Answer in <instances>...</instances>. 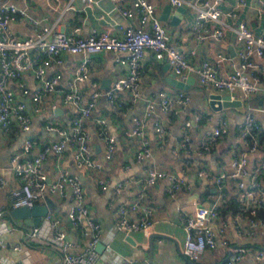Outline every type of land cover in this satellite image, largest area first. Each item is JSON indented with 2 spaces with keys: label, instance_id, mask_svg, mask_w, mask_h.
I'll use <instances>...</instances> for the list:
<instances>
[{
  "label": "built area",
  "instance_id": "built-area-1",
  "mask_svg": "<svg viewBox=\"0 0 264 264\" xmlns=\"http://www.w3.org/2000/svg\"><path fill=\"white\" fill-rule=\"evenodd\" d=\"M17 1L0 0V127L6 133L16 124L18 130L26 134L21 148L10 156L11 170L19 184L10 192L11 205L17 208L44 203L50 193L70 199L67 218L71 226L79 228L87 237L84 246L73 249V243L66 239L65 232L59 227V218L50 208L30 234L32 240L48 244L57 251L61 258L60 264H134L129 257L115 255L111 240L118 231L140 230L149 233L154 222V207L139 205L138 202L119 204L114 209L115 219L112 226L104 229L97 220L88 215L79 176L59 167L55 179L49 181L43 168L44 160L50 153L59 160L65 147L72 145L76 167H85L96 172L102 170V162L90 153L89 135L84 121L91 115L100 96L105 98L112 112L121 109L123 92L127 93L131 104L138 101L141 62L147 51L152 52L156 60H165L177 80L184 81L189 74H193L199 84L217 91H226L232 99L239 98L242 102H248L253 94L264 92L261 83L264 63L259 62L264 58V25L259 32H254L246 23H237L233 30L239 45L236 52L238 64L231 70L221 72L218 63L228 57L218 53L215 60L203 57L196 64L191 62L172 43L168 29L162 24L155 4L150 0H110L126 22L117 21L104 28L93 27L87 34L82 33L81 24L72 25L70 30L62 25L65 16L75 10L74 0H48L51 8L57 10L55 16L45 12L36 16L29 13L26 6H19ZM62 1L63 4L59 7ZM80 1L84 7H92L97 2ZM220 1L168 0V3L175 7L186 6L195 11L192 31L197 39L210 35L220 40L224 25ZM234 1V5L227 12L231 17H236L238 8L246 5V0ZM255 1L257 11L264 14V0ZM98 18L103 19L104 14H98ZM19 19L26 20L31 26L30 34L19 35L12 28V23ZM211 21L217 23L218 27L210 32L207 23ZM100 51L112 52L115 62L125 67L123 74L103 90L97 88L95 80L89 79V56ZM64 54H81L82 58L64 85L59 87L60 72L48 70L51 65L62 64ZM26 75L35 79L36 86L33 89L29 88ZM10 80L14 81L15 90L8 85ZM83 83L91 88L86 100H83ZM58 89L62 92L61 101L71 104L73 108L69 127L58 123L54 118H48L44 122V129L56 134L58 139L39 141L31 133V117L26 103L19 100L17 94L29 99L32 113L41 114L46 110L44 97ZM189 102L190 95L183 89L159 90L146 100L142 112L132 117V126L126 131L127 137L136 140L134 160H149L152 157V148L145 134L146 119L156 109L162 115L177 113ZM57 108L55 103H50L48 111L53 113ZM200 120V114L196 113L184 121L183 134L174 144L173 152H186L195 147L200 152L209 151L215 141L228 132V122L222 117L201 140L194 142L190 131ZM96 121L104 142V158L109 160L115 148L114 139L107 133L105 119L97 118ZM153 130L158 146H162L166 129L161 120L154 121ZM234 137L237 144L230 149V171L225 172L222 168L213 174L206 168H199L196 177L212 179L220 186L225 180L232 181L238 209L231 213L229 222L237 233L248 235L258 228H264V217L257 214L264 203V181L261 179L264 178V160L251 167L248 165L251 153L264 150V123L257 120L248 105ZM35 146L37 150L32 153ZM96 180L101 189L108 188L105 179L97 177ZM159 180L166 182V191L171 198L181 189L191 190L174 172L152 164L147 165L140 183L144 188ZM4 183L5 179L0 174V186ZM123 187L124 183H118L113 188L114 193H119ZM201 199L203 202V196L192 198V211H183L179 206L176 207L185 232L182 253L192 260H198L206 249L221 245L229 252L225 264H233L242 257V252L228 244L224 236L226 223L219 224L216 230L212 227V220L221 216L218 209L220 203L207 205ZM138 209L139 215L130 217V213ZM5 249L19 251L21 246L17 243L8 244L0 230V251ZM254 257L264 263V249H255ZM0 264H9L7 257L1 254Z\"/></svg>",
  "mask_w": 264,
  "mask_h": 264
},
{
  "label": "crops",
  "instance_id": "crops-1",
  "mask_svg": "<svg viewBox=\"0 0 264 264\" xmlns=\"http://www.w3.org/2000/svg\"><path fill=\"white\" fill-rule=\"evenodd\" d=\"M150 1L155 4L156 13L162 24L168 29L172 43L191 62L196 64L203 57L215 60L218 53L228 57L218 63L221 72L231 70L238 64L236 52L239 45L233 30L237 23L240 21L246 23L254 32H259L264 25V14L257 11L255 0H246V5L238 8L236 17H231L227 13L235 1L221 0L219 7L224 23L223 36L220 40H216L210 35L199 40L192 31L195 16L193 9L184 6L183 10H177V7L171 6L168 0ZM17 4L26 6L29 13L36 16L44 12L52 16L57 13V10L51 8L48 0H18ZM62 4L63 1L59 7ZM74 7L75 10L69 12L62 22L66 30H70L74 24H81L82 33L87 34L93 27L104 28L117 21L126 22L110 0H97L92 7H84L80 0H74ZM166 7H168V11L165 12ZM98 14H104V18H98ZM217 27L218 24L214 21L207 23L210 32ZM12 28L19 35L31 33V26L24 19L13 22ZM114 57L110 51H100L89 56V79L97 82L98 89L107 88L115 78L123 74L125 67L118 65ZM81 58V54H64L62 64H54L49 67V72H60L59 87L63 86L71 76L74 67ZM259 62L264 63V58ZM171 74H173L171 67L165 60H156L152 52L147 51L141 62L139 99L135 104H131L127 93L123 92L121 109L112 112L103 96L97 99L91 115L84 121V126L89 135L90 153L96 160L102 162V170L96 172L89 168L76 167L72 145L65 147L59 160L53 154H48L43 162V168L49 181L55 179L59 167L78 175L83 188L84 203L89 210L88 215L97 220L104 229L112 226L115 219L114 209L119 204L128 205L138 202L139 205L154 207V222L149 233L140 230L118 231L113 236L111 247L116 256L129 257L133 259L134 264H225L229 252L221 245L213 249H206L198 260H192L182 253L185 232L176 207L179 206L183 211H192V198L194 197L202 198L203 196L204 200L202 202L201 199V202L209 205L213 202L221 203L224 199L223 196L230 194V191L233 190L232 181L225 180L220 186L212 179H198L196 171L199 168H206L213 174L222 168L225 172L230 171V149L237 144L234 137L237 125L247 105L257 120L264 123V97L261 103L253 107L250 103L246 102V104L241 101L239 106L226 107L217 111L209 106L208 94L212 91L223 94L228 92L217 91L210 86L199 84L193 74L187 76V78L189 76L193 78L187 87L177 88L167 80ZM25 79L29 88L33 89L36 86L35 79L31 75H26ZM261 83L264 86V73ZM8 85L15 90L13 80H10ZM81 87L83 100H86L91 88L87 83L81 84ZM177 89L186 91L190 95V102L177 113L171 112L162 115L156 109L146 119L145 134L152 148V157L149 160H134V152L137 148L136 140L126 136V131L132 126V117L140 114L146 100L159 90L175 91ZM61 93V90L58 89L55 93L44 97L43 102L46 110L41 114L32 113L29 99L16 93L17 98L26 103L27 111L31 117V133L39 141L58 139L56 134L44 129V122L48 118H54L63 126L69 127L73 108L71 104L61 101ZM259 93L264 95V92ZM50 103H55L58 106V112L48 111ZM196 113L200 114L201 120L190 131L194 142L201 140L222 117L228 122V132L220 136L209 151L200 152L195 147V149L186 152H173L174 144L183 134L184 121ZM97 118L105 119L107 133L114 139L115 148L109 160L104 158V142L100 137ZM157 120H161L166 129L165 142L162 146H158L153 130L154 121ZM25 135L24 132L18 130L16 124L6 133L0 127V174L5 179V183L0 186V230L3 239L8 244L17 243L21 246L19 251L5 249L1 250L0 254L7 257L9 264H60L61 258L57 251L48 244L31 239L30 234L34 226H25L23 219L17 218L13 214L15 208L11 205L10 192L19 184L11 170L10 156L21 148ZM36 150L35 146L32 153ZM260 160H264V150L250 154L249 167L257 164ZM151 164L157 168L171 170L176 176L182 178L191 190L181 189L174 198H171L166 191L164 180L142 188L140 180L145 175L147 165ZM97 177L105 179L108 182V188L101 189L96 180ZM261 179L264 181V178ZM121 182L124 183V187L119 193H114V186ZM45 202L50 203L49 208L59 218V227L65 232L66 239L73 243V249L84 246L87 243V237L79 228L71 226L67 218L70 199L50 193ZM231 213L212 220V227L216 230L219 224L226 223L224 236L228 244L242 252V257L233 264H264L254 257L255 249H264V228H258L248 235L237 233L229 222ZM138 215L139 209L130 213L132 218Z\"/></svg>",
  "mask_w": 264,
  "mask_h": 264
},
{
  "label": "water",
  "instance_id": "water-1",
  "mask_svg": "<svg viewBox=\"0 0 264 264\" xmlns=\"http://www.w3.org/2000/svg\"><path fill=\"white\" fill-rule=\"evenodd\" d=\"M184 6H178L177 10H183ZM168 11V7L165 8V12ZM192 76H189L185 81L177 80L174 74H171L167 79L168 82L177 87L185 88L188 83L192 82ZM208 104L213 110H221L226 107L239 106L241 105L240 99H232L231 96L226 93H219L212 91L208 94ZM56 109L55 112H58ZM50 207L49 202L37 203L31 207L21 206L13 210V214L17 218L23 219V224L27 227L36 226L40 223L42 217L46 214ZM100 247V246H99Z\"/></svg>",
  "mask_w": 264,
  "mask_h": 264
},
{
  "label": "trees",
  "instance_id": "trees-1",
  "mask_svg": "<svg viewBox=\"0 0 264 264\" xmlns=\"http://www.w3.org/2000/svg\"><path fill=\"white\" fill-rule=\"evenodd\" d=\"M264 95L261 93H256L253 94L250 99L248 100V103H250V105L256 106L257 104L261 103L262 99H263ZM254 99V101H253ZM223 201L220 203L219 206V212L222 216L227 215L229 212H235L238 209V202L236 200V196L234 191H230V194H225L223 196ZM258 215L263 216L264 217V203L261 204V206L258 209L257 212Z\"/></svg>",
  "mask_w": 264,
  "mask_h": 264
}]
</instances>
